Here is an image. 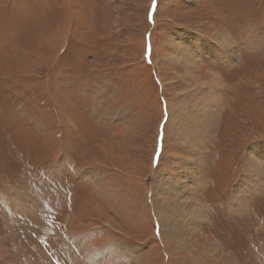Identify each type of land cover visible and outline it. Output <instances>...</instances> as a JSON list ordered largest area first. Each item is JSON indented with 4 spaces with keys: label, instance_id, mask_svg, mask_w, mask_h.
<instances>
[{
    "label": "rangeland",
    "instance_id": "1",
    "mask_svg": "<svg viewBox=\"0 0 264 264\" xmlns=\"http://www.w3.org/2000/svg\"><path fill=\"white\" fill-rule=\"evenodd\" d=\"M186 33L226 63L196 46L188 76ZM251 151L264 168V0H0V264H264ZM188 188L186 248L157 209Z\"/></svg>",
    "mask_w": 264,
    "mask_h": 264
},
{
    "label": "bare ground",
    "instance_id": "2",
    "mask_svg": "<svg viewBox=\"0 0 264 264\" xmlns=\"http://www.w3.org/2000/svg\"><path fill=\"white\" fill-rule=\"evenodd\" d=\"M221 35V34H220ZM181 40L183 41V44H178V43H172L171 46H174L172 49H173V56L172 58L170 57V60L172 62L174 61H179L180 63H182V66H184V70H186L185 72L188 73L190 72V70L192 71H195L197 72V65H196V62H197V58L198 55L195 54L193 52V49L196 48V46H201V48H197L198 51L201 52L202 55H200V57H204L206 61L208 60H211L210 58L213 57V56H218L219 59H222V57L220 56V54H218V50H216V47H212V46H209L208 43H206V41H203L201 40V38L197 37V36H194L193 34H190V33H186V35L184 36V38L181 36L180 37ZM221 38L223 40H226L227 42H229L226 37H222ZM221 40V39H220ZM218 41V40H217ZM222 41V40H221ZM170 42V41H168ZM219 42V41H218ZM190 45H193V46H190ZM195 45V46H194ZM206 46V47H204ZM228 57L232 58V55H229ZM199 58V57H198ZM196 59V60H195ZM188 61V62H187ZM178 62V63H179ZM228 64V63H227ZM229 65V64H228ZM194 66V68H190ZM230 66V65H229ZM196 69V70H195ZM216 74H214V76H212V78H214L216 80V89H220V80H222V77L220 75L217 74V77H216ZM188 76H190V73H188ZM190 77H188L189 79ZM190 81V80H189ZM224 83V82H223ZM209 84V83H208ZM201 88V87H200ZM212 88V86H211ZM187 89V88H186ZM212 90V89H211ZM190 93V92H189ZM193 93V92H192ZM210 93H212L210 91ZM184 94V93H183ZM205 94V93H201L200 92V97L198 99V96L199 95H196L194 94L193 95V99L195 101V99H197V101H202V96ZM212 95V94H211ZM215 96V95H214ZM186 97V96H185ZM215 99V98H214ZM187 100V99H186ZM174 101L172 99H170L168 105H169V116L170 117V121L171 120H175L176 119V122H178L179 120V114H184L183 113V110L181 108L180 105H176L177 106V110H178V114L176 115V111L173 110V109H176V106L173 105ZM184 103L182 100L178 101V103L181 104ZM196 103V102H195ZM199 104V103H198ZM194 107V106H193ZM197 107V106H196ZM192 109V108H191ZM200 109V107H199ZM193 111V110H192ZM175 112V114H174ZM188 113V112H187ZM198 113V112H197ZM194 114V113H193ZM202 117V116H201ZM199 118V117H198ZM168 119V118H167ZM201 119V118H199ZM202 120V119H201ZM180 121V120H179ZM208 122V121H207ZM203 123H206V120L205 122ZM200 124V123H199ZM197 125V124H196ZM199 126V125H198ZM201 126V125H200ZM204 126V125H203ZM209 127V126H207ZM200 129V128H199ZM204 129V128H203ZM202 130V129H200ZM174 131V130H173ZM178 131V130H177ZM201 133V132H200ZM182 134V133H181ZM186 135V138L187 140L190 139V133L189 134H185ZM180 136V133L176 135V137H179ZM182 137V136H181ZM184 138V137H183ZM186 138L182 139L181 140H186ZM192 140H190L191 142ZM183 142V141H182ZM263 147V146H262ZM261 148V147H260ZM259 149V148H257ZM256 149V150H257ZM252 151H255V149H251ZM251 151L250 155L248 154V157H251L254 161V165L256 166H262L261 169H262V172H264V168H263V165H261V160L257 157V154L254 155V153ZM202 153V152H201ZM260 155V154H258ZM247 157V158H248ZM67 158V157H66ZM249 161L250 159H248V166H247V169L250 167L253 168V164H249ZM181 164V163H179ZM178 167V166H177ZM185 168V167H184ZM257 169V168H256ZM187 171V170H186ZM183 170V172H186ZM82 172V171H81ZM257 172V171H256ZM248 173V172H247ZM159 175V174H158ZM248 175V174H247ZM188 176V175H187ZM86 177V176H85ZM248 177V176H247ZM246 177V178H247ZM250 177V176H249ZM165 179V178H164ZM249 179V178H248ZM246 179V180H248ZM192 180V179H191ZM198 180V179H197ZM254 180V178H252V181ZM200 182V180H199ZM177 184V183H176ZM162 185H166V182L164 183V180L163 178L160 179L158 178V180L156 181L155 183V191L156 192H159V188L162 186ZM254 186V185H253ZM176 188V187H175ZM185 188V187H184ZM164 192L166 193V196H170L173 195V193L171 192V190H169V186H165L164 187ZM190 190V191H189ZM192 198L194 199V205H191V202L192 201ZM166 199V198H165ZM176 199V200H175ZM172 202L170 201H167L165 202L163 205L161 206H158V209H157V215H158V218L160 220V224L162 225V230H163V234H165L166 236H170V238L173 237L172 240H174V244L178 247L180 246H185V243L186 245H188L187 241L185 239L182 238V229H181V226L182 224L179 223V221H182L185 217V219L187 218L188 220H190V222L192 223V220L195 221L196 219H199L202 217V213L201 211L203 209L200 208L199 206V203H198V198L196 196V193L194 192L193 189H190L188 188L187 191H186V196L185 197H182L180 196V194H178V197H176ZM162 203V202H161ZM23 204V203H21ZM160 204V203H159ZM199 208H198V207ZM233 207H235V205H233ZM200 220V219H199ZM197 221V220H196ZM199 228V227H198ZM167 229V230H166ZM196 231V230H195ZM185 234L183 235L184 238L188 236V231L186 232L184 230ZM194 235V234H193ZM183 239V242L181 241ZM190 239V238H189ZM189 239H188V242H189ZM187 248V247H186ZM121 251H125V246L121 247L120 248ZM127 253V251H125ZM129 252V251H128ZM131 255H135L132 250L131 252H129ZM97 262V261H96Z\"/></svg>",
    "mask_w": 264,
    "mask_h": 264
},
{
    "label": "crops",
    "instance_id": "3",
    "mask_svg": "<svg viewBox=\"0 0 264 264\" xmlns=\"http://www.w3.org/2000/svg\"><path fill=\"white\" fill-rule=\"evenodd\" d=\"M208 45L215 48V46L211 45L210 43ZM217 53L220 54V56L222 57V59H215V60H212V61H214V62H220V63L225 64L226 63L225 57H226L227 52L225 50L218 49V52Z\"/></svg>",
    "mask_w": 264,
    "mask_h": 264
},
{
    "label": "snow or ice",
    "instance_id": "4",
    "mask_svg": "<svg viewBox=\"0 0 264 264\" xmlns=\"http://www.w3.org/2000/svg\"><path fill=\"white\" fill-rule=\"evenodd\" d=\"M156 3V0H153V4ZM149 18L151 19V13H149Z\"/></svg>",
    "mask_w": 264,
    "mask_h": 264
}]
</instances>
